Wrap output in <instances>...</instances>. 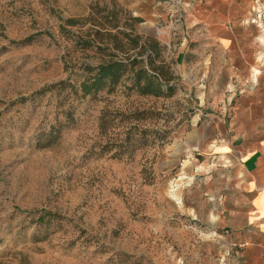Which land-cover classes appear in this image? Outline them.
Wrapping results in <instances>:
<instances>
[{
  "label": "rangeland",
  "instance_id": "374dc122",
  "mask_svg": "<svg viewBox=\"0 0 264 264\" xmlns=\"http://www.w3.org/2000/svg\"><path fill=\"white\" fill-rule=\"evenodd\" d=\"M181 2L0 0V264H236L195 163L216 121L264 136V44L227 52L231 71L218 47L191 46ZM146 35L174 75L170 95L128 78L81 95L87 64Z\"/></svg>",
  "mask_w": 264,
  "mask_h": 264
},
{
  "label": "crops",
  "instance_id": "0c3cea01",
  "mask_svg": "<svg viewBox=\"0 0 264 264\" xmlns=\"http://www.w3.org/2000/svg\"><path fill=\"white\" fill-rule=\"evenodd\" d=\"M183 1L182 24L177 25L191 31V46L218 47L231 71L235 63L227 60V52L230 60L236 49L253 47L258 40L264 44V26L259 28L244 18L264 15V0ZM210 66L211 61L203 63L201 74L212 71ZM216 125L219 130L202 148L203 162L195 163L196 170L203 173L204 207L209 220L224 231L227 244L232 245L236 264H264V136L249 138L247 132L231 133L219 121ZM197 185L194 179L191 185L186 183V201L195 210L201 208L195 195Z\"/></svg>",
  "mask_w": 264,
  "mask_h": 264
},
{
  "label": "trees",
  "instance_id": "16d2710c",
  "mask_svg": "<svg viewBox=\"0 0 264 264\" xmlns=\"http://www.w3.org/2000/svg\"><path fill=\"white\" fill-rule=\"evenodd\" d=\"M68 20L74 21L73 18ZM130 39L134 46L138 45L136 52L110 57L96 65L87 64L90 74L79 81L77 87L81 95L95 93L105 87L109 89L126 78L130 80L127 88L134 89L138 94L159 96L173 92L174 85L171 80L174 75L169 69V64L159 60L160 47L157 39L151 35H146L140 42L137 38ZM44 135L46 141L43 145L52 144L57 137L52 130ZM129 138H126V144H129Z\"/></svg>",
  "mask_w": 264,
  "mask_h": 264
},
{
  "label": "built area",
  "instance_id": "2783aa9c",
  "mask_svg": "<svg viewBox=\"0 0 264 264\" xmlns=\"http://www.w3.org/2000/svg\"><path fill=\"white\" fill-rule=\"evenodd\" d=\"M263 29H264V27H263Z\"/></svg>",
  "mask_w": 264,
  "mask_h": 264
}]
</instances>
